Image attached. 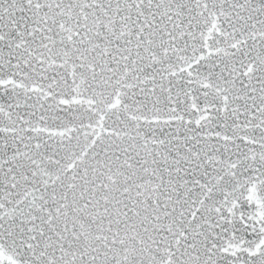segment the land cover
Segmentation results:
<instances>
[{
	"label": "snow or ice",
	"instance_id": "1",
	"mask_svg": "<svg viewBox=\"0 0 264 264\" xmlns=\"http://www.w3.org/2000/svg\"><path fill=\"white\" fill-rule=\"evenodd\" d=\"M0 264H264V0H0Z\"/></svg>",
	"mask_w": 264,
	"mask_h": 264
}]
</instances>
